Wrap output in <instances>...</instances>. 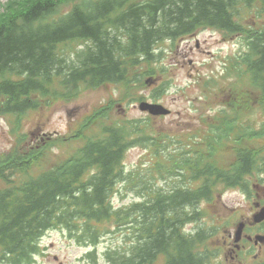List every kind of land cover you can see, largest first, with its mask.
I'll return each mask as SVG.
<instances>
[{
    "label": "trees",
    "instance_id": "obj_1",
    "mask_svg": "<svg viewBox=\"0 0 264 264\" xmlns=\"http://www.w3.org/2000/svg\"><path fill=\"white\" fill-rule=\"evenodd\" d=\"M252 1L264 7V0H14L0 18V74L24 77L1 82L0 96L8 97L10 108L36 107L30 95H45L56 84L67 98L82 88L122 81L141 57L153 59L158 41L198 27L236 31L239 4ZM83 40L90 42L86 48L72 47ZM251 48L255 62L250 72L264 87V33L252 40ZM122 125L129 131L108 130L102 142L67 164L65 174L44 175L20 197L14 195L16 199L0 194V264L33 263L41 252V236L58 225L69 228V233L79 225L73 235L76 242L93 247L113 226L128 225V247L107 249L105 264H205L209 256L200 247L215 228L191 234L183 226L201 221L199 204L212 198L217 182L246 187L253 175L252 158L245 156L240 167L226 174L201 159L189 164L171 156L169 172L182 174L179 169L189 168V182L200 185L173 187L164 195L153 191L146 203L112 211L108 199L113 185L126 177L122 160L127 147L152 144L156 153L160 146L162 153L170 151L168 142L159 146L156 133L138 132L127 122ZM131 131L138 138H132ZM91 166L97 174L83 180ZM263 167L256 170L264 172ZM87 256L97 264L95 251Z\"/></svg>",
    "mask_w": 264,
    "mask_h": 264
},
{
    "label": "rangeland",
    "instance_id": "obj_2",
    "mask_svg": "<svg viewBox=\"0 0 264 264\" xmlns=\"http://www.w3.org/2000/svg\"><path fill=\"white\" fill-rule=\"evenodd\" d=\"M7 1L0 0V11ZM239 23L241 32L237 33L224 34L216 29L201 27L177 39L160 42L158 61L129 70L128 83L135 84L133 79L135 76L142 77L144 83L136 84L140 88H130L128 96H125L123 89L127 81L123 84H104L82 90L70 99H49L48 103L34 111L20 115L0 114V154L7 153L15 147L17 136L11 130L16 124L20 126L19 133L26 134V138L36 134V145L46 139H49L48 142L61 143L67 136L78 137L47 151L43 167L50 168L54 163L68 158L82 143L81 126L95 111L101 112L102 117H106L107 120L150 117L147 120H151V132L170 137L174 141L179 140L185 147L202 150L205 145L195 144L198 142L195 135L201 136L209 127L218 125L225 119L230 120L228 114L234 107L232 92L235 93L237 88L232 87L233 80L228 76L233 70L235 57L240 60L239 70L243 73V79L239 82L240 95L235 104L240 113V120L239 118L234 120L238 122L235 124L248 131L251 118L253 127L261 130L259 133L261 135L256 137L253 135L255 139L252 145L242 143L241 146L263 147L260 150L263 152L264 111L258 103L259 94L256 100L255 92L246 84V66L243 61L247 57L245 51L248 28L257 29L264 26V12L259 10L243 13ZM149 71L151 74L146 75ZM164 82H168L166 88H162ZM209 82L214 83V86H207ZM141 96L148 101H153L149 98L154 96L155 101L170 110V114L154 117L139 111L137 103L132 102ZM45 100L46 98H42L40 102L43 103ZM111 101H114V105L110 103ZM99 128L100 122H96L86 133L97 132ZM225 128L224 132L218 130L217 136L226 137L227 131L235 129L230 128L229 121L226 122ZM228 145L230 151L231 146ZM144 150L139 147L130 149L125 156L124 167L128 170L146 166L154 158L153 154L148 150L145 153ZM220 152L222 153V148ZM225 154H228L227 150L224 151L223 155ZM33 169L38 171L39 166H34ZM120 184L112 198L115 207L138 199L136 193L130 189L125 190L123 183ZM4 186L5 183L0 179V188ZM252 189L253 196L248 198L237 187L219 186L214 193L213 202L203 205L205 211L211 208L206 221L219 225L218 234L210 238L205 247L209 251L221 247L220 256L223 264H264V245L258 247L253 244V240L236 242L234 235L236 225L241 220L245 221L247 226L253 227L250 222L256 211L254 204L263 200L264 186L257 185ZM262 225L260 228H254L257 231L252 233L253 239L256 234L264 233V224ZM192 227L189 224L186 228ZM127 232L126 230L118 235L107 234L103 237L97 245L99 254L108 247L122 246L124 233ZM40 243L42 252L35 257L32 264H90L86 253L92 248L89 245L78 244L66 231L51 230L42 237ZM237 243L242 252L240 258L233 251ZM219 261L221 263V259L217 258L212 264H220Z\"/></svg>",
    "mask_w": 264,
    "mask_h": 264
},
{
    "label": "water",
    "instance_id": "obj_3",
    "mask_svg": "<svg viewBox=\"0 0 264 264\" xmlns=\"http://www.w3.org/2000/svg\"><path fill=\"white\" fill-rule=\"evenodd\" d=\"M141 109L143 110H148L150 113L154 115H159V114H167L169 111L165 109L162 105L160 104H149V103H142L140 105ZM264 219V207L254 215V221L259 222ZM244 224L240 223L236 232H235V240L238 241L241 237L242 233V228ZM259 240H263L264 237H257Z\"/></svg>",
    "mask_w": 264,
    "mask_h": 264
},
{
    "label": "bare ground",
    "instance_id": "obj_4",
    "mask_svg": "<svg viewBox=\"0 0 264 264\" xmlns=\"http://www.w3.org/2000/svg\"><path fill=\"white\" fill-rule=\"evenodd\" d=\"M45 88H47V87H45ZM61 90V89H60ZM63 91V90H62ZM66 94V93H65ZM42 102V101H41Z\"/></svg>",
    "mask_w": 264,
    "mask_h": 264
}]
</instances>
